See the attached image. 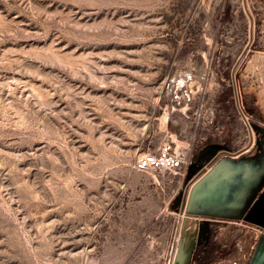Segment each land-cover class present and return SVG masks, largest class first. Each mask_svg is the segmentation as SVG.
Instances as JSON below:
<instances>
[{
  "label": "rangeland",
  "instance_id": "1",
  "mask_svg": "<svg viewBox=\"0 0 264 264\" xmlns=\"http://www.w3.org/2000/svg\"><path fill=\"white\" fill-rule=\"evenodd\" d=\"M226 159L264 162V0H0V264H248L264 181L187 211Z\"/></svg>",
  "mask_w": 264,
  "mask_h": 264
},
{
  "label": "water",
  "instance_id": "2",
  "mask_svg": "<svg viewBox=\"0 0 264 264\" xmlns=\"http://www.w3.org/2000/svg\"><path fill=\"white\" fill-rule=\"evenodd\" d=\"M226 160L227 161L224 164H221V161H219L209 173L196 183L188 202V212H193L199 215L209 214L223 217L234 216L227 211H232L233 209L236 210L241 207L242 198L246 196L244 195V190L243 192L241 188L235 191L228 190L227 195V190L223 192L221 188L218 192L216 189L221 187L220 183L227 181L230 182L232 176L238 172L247 173L244 178L246 184L245 188L250 189L251 192L250 194H247L246 198H249L250 203L252 202L257 194V190H259L264 181V162L262 165L250 166L247 169L239 164H232L233 162L229 159ZM239 190L240 192H238ZM231 198H236V201H232L233 199ZM206 205H208L207 207L211 205V209L206 208Z\"/></svg>",
  "mask_w": 264,
  "mask_h": 264
},
{
  "label": "built area",
  "instance_id": "3",
  "mask_svg": "<svg viewBox=\"0 0 264 264\" xmlns=\"http://www.w3.org/2000/svg\"><path fill=\"white\" fill-rule=\"evenodd\" d=\"M183 159L177 156L171 155L169 148H166L163 152L156 155L153 153H147L141 157L138 161V169L145 170L150 168H170L178 167L183 164Z\"/></svg>",
  "mask_w": 264,
  "mask_h": 264
},
{
  "label": "crops",
  "instance_id": "4",
  "mask_svg": "<svg viewBox=\"0 0 264 264\" xmlns=\"http://www.w3.org/2000/svg\"><path fill=\"white\" fill-rule=\"evenodd\" d=\"M259 216L260 215H258L257 218H259ZM260 218H263L262 215L260 216ZM258 224L260 225L261 230H259V235L253 247L248 264H264V219Z\"/></svg>",
  "mask_w": 264,
  "mask_h": 264
}]
</instances>
